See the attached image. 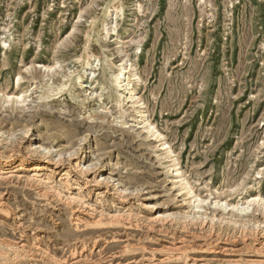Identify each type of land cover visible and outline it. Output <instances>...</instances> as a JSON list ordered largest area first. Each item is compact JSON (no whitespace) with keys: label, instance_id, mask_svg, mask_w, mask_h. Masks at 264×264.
Here are the masks:
<instances>
[{"label":"rangeland","instance_id":"rangeland-1","mask_svg":"<svg viewBox=\"0 0 264 264\" xmlns=\"http://www.w3.org/2000/svg\"><path fill=\"white\" fill-rule=\"evenodd\" d=\"M123 64L139 108L111 83ZM63 85L74 99L46 98ZM0 132V171L32 178L0 179V264H264V211L245 209L264 199V0H0ZM47 176L62 199L40 196ZM102 205L124 224L95 225Z\"/></svg>","mask_w":264,"mask_h":264},{"label":"bare ground","instance_id":"bare-ground-1","mask_svg":"<svg viewBox=\"0 0 264 264\" xmlns=\"http://www.w3.org/2000/svg\"><path fill=\"white\" fill-rule=\"evenodd\" d=\"M115 9V8H114ZM115 28V27H114ZM114 30V29H113ZM87 65H89V63H87ZM93 67V66H92ZM92 74V73H91ZM89 76V75H88ZM81 79V77H78V80H80ZM140 79V77H139V74L136 72V70L132 67V65H126V64H123L122 65V68L120 69V73L118 74V75H116V76H114L113 77V79H112V84L113 85H115V86H117L119 89H120V91H122L124 94H125V99L127 100V102L128 103H131V104H133V107L134 108H139L140 107V105H139V102L136 100V94L134 93V91H133V87H131L132 86V83H134L135 81H138ZM64 91H67L68 93H70V96H71V98L72 99H74L75 97L72 95V92H71V90H68L67 89V86H65V85H63V86H61V88H60V90L57 92V93H54V91H50V92H48L47 93V95H46V98L47 99H51V98H56L58 95H60L61 93H63ZM96 95V94H95ZM99 97H100V95H99ZM57 99V98H56ZM100 99V98H99ZM118 103V102H117ZM117 105V104H116ZM122 106V105H121ZM119 107H120V105H119ZM143 108V107H142ZM138 113L140 114H142V112L141 111H139L138 110ZM142 121V120H141ZM147 130L151 133L154 129L152 128V126H149L148 128H147ZM1 133V132H0ZM6 133V132H5ZM15 134V133H14ZM1 135V134H0ZM153 135H154V133H153ZM2 136H4L3 135V133H2ZM152 136V135H151ZM4 138V137H3ZM11 139H12V137H11ZM2 138H0V143H2ZM11 141V140H10ZM13 143V142H12ZM6 144H8V143H6ZM14 144V143H13ZM165 144H161V146H164ZM7 146H9V144L7 145ZM1 147V146H0ZM9 148H10V146H9ZM13 150V149H12ZM29 150H30V152H34L35 154H40V156H42V157H44V158H40V159H43L42 161H45L47 164H56V165H60V167L61 166H64V165H66L65 163H66V161L67 160H69L70 158H71V155L72 154H66V155H64V154H61V153H55V151H53V150H51V149H48V148H43L42 146H38V147H31V148H29ZM57 150V149H56ZM72 150V149H71ZM11 151V150H10ZM1 152V151H0ZM71 152V151H70ZM55 153V154H54ZM69 153V152H68ZM73 153V152H72ZM2 156V155H1ZM27 156V155H26ZM28 157V156H27ZM168 158L169 159H171V162H172V168L174 169V172H177V174L175 175V178L177 179V181L175 182V184L177 185H179V187H180V189L181 190H184V191H186V192H192L191 191V189H190V187L188 186V184L187 183H183V181H184V178L182 177V175H180L179 174V169H178V162L176 161V159H174V156H173V153L172 152H169L168 153ZM36 159H38V158H36ZM81 160H80V162L81 161H83V158L81 157L80 158ZM25 158L23 157L22 159H21V161L22 162H25ZM19 162V161H18ZM9 163H11V162H9V161H7V162H5V164L7 165V166H9ZM16 164H17V162H15L14 164H12L11 166H10V169L12 168V171L10 170V172H9V170H8V172L7 173H4V171H0V179H5V180H7L9 177H12V178H10L11 180H20V181H23V179H25L26 180V182H30L31 180H32V178L31 177H24V175L23 176H20V174H14V172H16L15 171V169L16 168H18V166L17 167H13V166H16ZM23 164V163H22ZM4 168V167H3ZM36 168H39V169H41L38 165H37V167ZM76 168H77V170L78 169H80V172H88L89 170H91L92 169V166L90 165V166H85L84 167V165H83V167L81 166V163H78L77 165H76ZM21 169V168H20ZM26 169V168H25ZM4 170V169H3ZM73 171V170H72ZM70 171H66V173H65V175H67V176H69V173ZM14 174V175H13ZM81 174V173H80ZM33 176H37V175H33ZM48 177V176H47ZM46 177V181L44 180L43 182L40 180V183L38 184V185H44L45 186V191L44 192H46L47 191V193L46 194H44L43 193V195H40L41 197H43V198H45V199H51V198H54V197H58L59 198V200H60V198H61V196H62V194L63 193H61L59 190H57V189H55L52 185H50V182H49V180H51L49 177L47 178ZM64 177V176H63ZM33 178H35V177H33ZM65 178H67V177H65ZM34 180V179H33ZM102 180V179H101ZM104 181H106V179H103ZM109 182H111L113 185H111V186H113V188L115 189V191L118 193V194H121V195H123V194H125L126 192H127V190L126 189H124V188H121V189H119V188H116V186H118L119 185V183L118 184H116V185H114V181L113 180H111V179H107ZM6 182V181H5ZM24 183V182H23ZM63 184H64V188H65V190H66V192H68V193H66L65 194V196L64 197H66L67 199V201H64V199H63V202L65 203V202H68V204L70 205V206H72L73 207V209L75 210V212L77 213V212H79V211H82L81 209H84V205H86V203H84L83 202V197L79 194V195H76V194H74L72 191H71V185H70V181L69 180H66V179H64V182H62ZM72 183V182H71ZM29 185H31V184H29ZM37 185V186H38ZM80 187V186H79ZM40 188V187H39ZM63 188V189H64ZM113 189V190H114ZM41 190V189H40ZM79 190V189H78ZM81 190V189H80ZM39 191V190H38ZM42 191L43 190H41V194H42ZM48 191L51 193H53V196H51L50 197V195L48 194ZM108 192V191H107ZM64 195V194H63ZM63 197V198H64ZM121 197V196H120ZM57 198V199H58ZM56 199V200H57ZM62 199V198H61ZM119 199V198H118ZM121 199V198H120ZM52 200V199H51ZM115 200V199H114ZM58 201V200H57ZM62 201V200H61ZM120 201V200H119ZM121 202V201H120ZM1 203V202H0ZM204 203H205V201L204 200H202L201 198H198V197H194V199L192 200V210L190 209V211H191V213H193V214H195V215H197L199 218H202L203 219V217H207L208 218V216H207V214H208V212L206 213V212H204L203 211V205H204ZM2 204V203H1ZM107 204V203H106ZM108 205V204H107ZM253 205H258V207H260V209H262L263 211H264V199H259V198H257V199H252V200H250V201H248V204H247V206L245 207V209H248L249 208V206H253ZM2 206V205H1ZM111 206V205H110ZM107 207V206H106ZM106 207H103V205L101 206V210L100 211H98V210H96V208H95V210H96V216L94 217V222L93 223H95V225H103V224H120L119 226H121L122 224H124V222H122V218H120V217H118L116 214H114V215H116L115 217H114V215H110V218H109V216H107L106 214H105V212H104V210L106 209ZM238 206H234V207H232L231 206V210H234V209H236L237 211H239L240 212V210H241V213H242V210L244 211L245 209H238L237 208ZM9 208V207H8ZM98 208V207H97ZM222 208V207H221ZM228 207H224V210H226ZM233 208V209H232ZM10 209V208H9ZM94 209V208H93ZM86 210V209H85ZM91 210V209H90ZM95 210H93V212L95 211ZM228 210V209H227ZM226 210V211H227ZM236 210H235V212H236ZM6 211V210H5ZM225 211V212H226ZM10 212V211H9ZM73 212V211H72ZM86 212H88V211H85L84 212V214L86 213ZM217 212V211H216ZM88 213H90V211L88 212ZM109 213V212H108ZM221 213V212H220ZM87 214V213H86ZM111 214V213H110ZM212 214V213H211ZM217 214V213H216ZM221 214H223V213H221ZM225 214V213H224ZM89 215V214H88ZM91 215H93V214H91ZM91 215H89L90 217H91ZM182 215H184V214H182ZM192 215V214H191ZM237 215V214H236ZM73 216H76L77 217V214H73ZM94 216V215H93ZM111 216H113V217H111ZM125 216V215H124ZM186 216V215H185ZM184 216V217H185ZM221 216V215H220ZM248 216H250V215H248ZM256 216V215H255ZM89 217V218H90ZM128 217H130V215L128 216ZM190 217H192V216H190ZM222 217V219H220V220H224L225 222H226V219L228 218V217H226L225 218V216H221ZM221 217H219V218H221ZM240 218H243L242 217V215L240 214V216H239ZM257 217V216H256ZM78 218V217H77ZM92 218V217H91ZM91 218H90V220H91ZM132 218V217H131ZM187 218H189V216H187ZM216 217H212V219H211V221H212V223H213V221H214V219H215ZM219 218H218V220H219ZM83 219V218H82ZM126 219V218H125ZM183 219V218H182ZM202 219H200L201 221H202ZM205 219V218H204ZM217 219V218H216ZM254 219V218H253ZM77 220H80V219H77ZM84 220H86V219H84ZM127 220V219H126ZM188 220V219H187ZM187 220H185V221H187ZM199 220V219H198ZM209 220V219H208ZM228 221H230L229 219H227ZM231 220H233V219H231ZM234 220H236L235 218H234ZM246 220H248V219H246ZM246 220H240V219H238V220H236V221H234V228H236V230L238 231V227L240 228V226L241 225H239L238 227H237V224L240 222H242L241 224H245V223H243L244 221L246 222ZM255 220V219H254ZM263 220V219H262ZM76 221V220H75ZM128 221H130V220H127V221H125L126 223H128ZM188 221H190V219L188 220ZM187 221V222H188ZM192 221V220H191ZM196 221V220H195ZM215 221H217V220H215ZM250 221V220H249ZM256 221V220H255ZM258 221V220H257ZM257 221L254 223V221H253V227L254 228H257V231L259 230V229H261V227H260V225H259V223H257ZM260 221V220H259ZM81 222V221H80ZM89 222H91V221H89L88 220V224H89ZM131 222V221H130ZM198 222V221H197ZM221 222V221H220ZM233 222V221H232ZM77 223V222H76ZM83 223H85V222H83ZM125 223V224H126ZM181 223H183V222H181ZM189 223V222H188ZM211 223V224H212ZM239 223V224H240ZM81 224V223H80ZM92 224V223H91ZM184 224V223H183ZM213 224H215V223H213ZM223 225H225L224 223H222ZM247 224V223H246ZM249 224V223H248ZM251 224V223H250ZM185 225V224H184ZM194 225H195V223H194ZM221 225V224H220ZM264 225V224H263ZM109 225H107V227H108ZM191 226H193V224L191 225ZM231 226V225H230ZM244 226V225H243ZM243 226H241V227H243ZM262 226V225H261ZM112 227V226H111ZM126 227V226H125ZM195 227V226H194ZM214 227V226H213ZM249 227V226H248ZM252 227V226H251ZM252 227V228H253ZM263 227V226H262ZM104 228H106L105 226H104ZM187 228V227H186ZM231 228V227H230ZM244 228H247L246 226L244 227ZM251 228V229H252ZM110 229V228H109ZM113 229V228H112ZM184 229V228H183ZM189 229V228H188ZM251 229L249 230V231H251ZM228 230H229V228H228ZM236 230H235V232H236ZM253 230V229H252ZM240 231H241V228H240ZM248 230H247V232H249ZM257 231H256V233H257ZM261 231V234H263L264 235V230L262 229V230H260ZM242 232V231H241ZM245 232V230H243V233ZM246 232V233H247ZM240 233V232H239ZM239 234L240 236V238H241V241H242V239L243 240H245V239H247L248 238V236H247V234L246 233H244V234ZM251 233V232H250ZM254 233V230L252 231V234ZM255 233V234H256ZM259 233V232H258ZM176 234V233H175ZM228 234V233H227ZM233 234H235V233H233ZM232 234V235H233ZM231 235V236H232ZM236 235H237V233H236ZM242 235V236H241ZM249 235V234H248ZM256 236V235H255ZM259 236H261V235H258V238H259ZM238 237V236H237ZM251 238H252V235H251ZM231 239H232V237H231ZM236 239V237L235 236H233V241ZM239 239V238H238ZM230 240V239H229ZM237 241V240H236ZM235 242V241H234ZM238 242V241H237ZM244 242V241H243ZM179 243H180V240H179ZM231 243V242H230ZM246 243H248V242H245V244ZM262 243V242H261ZM178 244V243H177ZM236 244V243H235ZM254 244V243H253ZM0 245H1V243H0ZM2 245L3 246H7V248H14V247H16V246H14L12 243H9V241L8 242H6V241H4V243L2 242ZM18 245V244H17ZM183 245H184V243H183ZM263 245V244H262ZM261 245V246H262ZM187 246V245H186ZM246 246H248L247 244H246ZM37 248H38V246H36ZM183 247V246H182ZM184 247H185V245H184ZM188 247V246H187ZM255 247V246H254ZM17 248V247H16ZM174 248V247H173ZM176 248H179V247H177L176 246ZM246 248V247H245ZM235 249V248H234ZM248 250L250 249V247H248L247 248ZM257 249V248H256ZM183 250V249H182ZM225 250V249H224ZM251 251H252V249H250ZM259 250V249H258ZM257 250V251H258ZM30 251V250H29ZM173 251V250H172ZM179 252H181V249L180 250H178ZM178 251L176 250V252L178 253ZM184 251V250H183ZM247 251V250H246ZM18 252V251H17ZM31 252V251H30ZM43 252V251H42ZM75 252V251H74ZM231 252V251H230ZM241 252V251H240ZM249 252V251H248ZM259 252V251H258ZM21 253V252H20ZM26 253V252H25ZM76 253V252H75ZM74 253V254H75ZM237 253V252H236ZM255 253V252H254ZM260 253H262L261 251H260ZM260 253H258V254H260ZM16 254V253H15ZM179 254V253H178ZM172 256V255H171ZM177 256V255H176ZM29 257V256H28ZM173 257H175V256H173ZM74 258H75V256H74ZM0 259H2L3 261H7L8 260V258H7V256H6V253H5V255H2V254H0ZM52 259V258H51ZM61 262V261H60Z\"/></svg>","mask_w":264,"mask_h":264}]
</instances>
